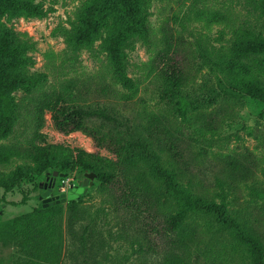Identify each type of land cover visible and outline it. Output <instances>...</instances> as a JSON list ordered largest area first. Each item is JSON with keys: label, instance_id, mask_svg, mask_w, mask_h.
<instances>
[{"label": "rangeland", "instance_id": "374dc122", "mask_svg": "<svg viewBox=\"0 0 264 264\" xmlns=\"http://www.w3.org/2000/svg\"><path fill=\"white\" fill-rule=\"evenodd\" d=\"M27 1L38 12L0 13V32L9 31L17 43L23 44L25 60L20 73L31 79L29 90L14 92L22 108L16 122L5 129L0 119V148L25 145L34 129L32 108L36 99L44 92H63L73 81V94L81 95L76 103L108 111L133 125L144 127L151 114L166 116L181 139L184 159L189 161L184 182L191 171L200 170L198 175L210 176L217 172L215 165L220 158L249 151L255 166L247 180L220 189L202 179L204 195L216 206L224 207V216L189 211L183 230L189 232L195 227L199 232L189 264H251L250 248L237 239L230 223H249L264 233V101L236 90L248 80L264 83V54L236 53L249 33L264 38L260 0H142L148 34L144 39L134 37L124 49L122 70L126 81L109 62L105 49L114 25L111 18L90 44L74 48L68 42V34L79 24L80 12L91 0ZM199 10L202 13L198 15ZM215 11L223 15L222 20H209V12ZM166 26L171 27L174 36L184 39L189 73L184 84H174L151 66L163 45ZM233 62L239 71L236 84L223 72ZM104 87L108 92L99 94ZM182 97L192 100L183 115ZM208 111L217 116L216 130H204L194 119L198 112ZM43 115L39 132L47 143L113 158L82 131L60 132L53 127L49 112ZM136 159L144 177L152 181L161 180L160 171L176 169L171 154L159 152L153 142L147 141V151L139 152ZM85 172L80 168L52 170L19 158L0 164V264H72L63 251L67 200L61 202L62 208L41 211V207L54 204L55 195L75 191L77 179H82ZM47 189L51 199L43 206L42 192ZM76 198L87 207L82 223L100 235L94 237V246L105 240L104 250L99 252L100 264L158 263L159 255H143L131 243L129 236L134 231H123L122 235V214L114 209L113 199L100 190L96 174Z\"/></svg>", "mask_w": 264, "mask_h": 264}, {"label": "trees", "instance_id": "16d2710c", "mask_svg": "<svg viewBox=\"0 0 264 264\" xmlns=\"http://www.w3.org/2000/svg\"><path fill=\"white\" fill-rule=\"evenodd\" d=\"M141 2L142 0H91L80 12L79 24L68 34V42L74 48L90 44L99 33V28L111 18L114 25L105 49L109 62L126 81L122 70L124 49L134 37L144 39L148 34L146 13ZM260 2L264 10V0ZM5 10L10 13L38 12L37 7L27 0H0V13ZM201 13L202 10L196 11L198 15ZM208 18L220 21L223 15L217 11L209 12ZM0 35V119L4 122L5 129H9L22 109L14 92L21 88L29 90L31 79L20 73L25 60L23 44L17 43L14 35L7 30L0 32ZM162 39L163 45L157 51L151 66L156 67L160 74L174 84H184L189 74L184 39L174 36L169 26L164 27ZM236 53L238 56L264 54V38L249 33L246 41L236 48ZM235 66L236 63L233 62L223 71L233 80V84L239 82V71H236ZM72 89L73 81L66 84L63 92L41 93L32 108V136L25 145L14 144L0 148V164L19 158L57 171L80 168L93 172L100 181V190L113 199L114 209L122 214L120 223L118 221L119 230L122 235L127 230L135 232L129 237L131 243L138 246L140 253L159 255L157 264H189L191 247L199 240V232L195 227L189 232L183 230L188 212L201 211L224 216V207L216 206L215 202L204 195L206 193L203 191L205 185L202 179L220 189L231 188L235 183L252 176L255 166L253 154L245 151L224 156L215 165L217 172L210 176H200V170L191 171L190 178L187 177V182H184L185 168L189 166V161L184 159L181 139L166 116L151 114L146 125L139 127L108 111L76 103L81 95L79 92L73 94ZM105 90L108 92L106 87L101 88L99 94ZM236 90L264 101V83L248 80L241 82ZM181 99L180 109L183 115L186 104L192 100L186 97ZM44 111L49 112L56 130L63 133L80 130L91 137L96 147L111 152L113 158L61 143H47L44 134L39 132L44 121ZM194 119L207 131L219 127L217 116L212 111L198 112ZM89 122L97 126L90 127L87 124ZM147 141L153 142L159 152L171 154L176 164L175 170L159 172L160 181L144 177V171L136 159L139 152L147 151ZM202 170L206 173L204 167ZM194 178L198 182L194 183ZM62 207L63 203L58 202L41 207V211ZM66 209L64 255L71 258L72 264H100L99 252L104 250L105 240H100L94 246V237L100 235L87 230L82 223L86 219L87 207L80 205L79 199L74 198L67 200ZM230 224L235 227L237 239L250 248L251 264H264V233L249 223Z\"/></svg>", "mask_w": 264, "mask_h": 264}, {"label": "water", "instance_id": "95a60500", "mask_svg": "<svg viewBox=\"0 0 264 264\" xmlns=\"http://www.w3.org/2000/svg\"><path fill=\"white\" fill-rule=\"evenodd\" d=\"M94 176H95V174L93 172H85L84 173V177L82 179H77L78 188L75 189V191L69 190L66 193H61L59 195L53 196L52 197L53 198V202L54 203H58V202H62V201H65V200H70V199L76 198L77 195L82 192L84 186L87 185L88 179L89 178L92 179ZM48 194H49V190L48 189L42 192V196H44V198L42 199L43 206H46L48 204V203H46V201L51 199V198H49L47 196Z\"/></svg>", "mask_w": 264, "mask_h": 264}]
</instances>
